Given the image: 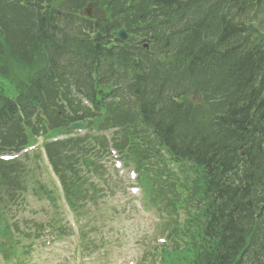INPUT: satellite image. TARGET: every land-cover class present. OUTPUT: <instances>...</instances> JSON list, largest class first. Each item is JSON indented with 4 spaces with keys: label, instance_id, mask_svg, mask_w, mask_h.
Listing matches in <instances>:
<instances>
[{
    "label": "trees",
    "instance_id": "1",
    "mask_svg": "<svg viewBox=\"0 0 264 264\" xmlns=\"http://www.w3.org/2000/svg\"><path fill=\"white\" fill-rule=\"evenodd\" d=\"M104 4L123 11L122 0ZM29 6L49 62L17 85L16 98L0 96V130L67 74L96 108L120 98L158 146L203 178L206 201L186 264H264V243L255 242L264 226V0H142L130 6V22L149 49L112 41L107 19ZM210 79L225 90L217 113L184 99Z\"/></svg>",
    "mask_w": 264,
    "mask_h": 264
},
{
    "label": "rangeland",
    "instance_id": "2",
    "mask_svg": "<svg viewBox=\"0 0 264 264\" xmlns=\"http://www.w3.org/2000/svg\"><path fill=\"white\" fill-rule=\"evenodd\" d=\"M141 1L122 0L123 11L113 15L105 0H0V95L16 97V84L48 65L32 39L30 2L88 15L99 8L110 22L132 31L127 16ZM51 92L61 101L57 85ZM224 98L223 85L210 79L197 82L184 99L217 113ZM40 112L35 107L19 115L0 136V264H181L206 201L200 171L157 151L136 114L118 108L96 117L84 111L90 134L71 133L81 137L78 163L69 137L60 135L46 149V141L67 127L54 114L60 128L50 129ZM71 113L65 110L60 119L67 122ZM22 148L28 149L14 154ZM6 152L14 158H2ZM81 178L83 186L77 185ZM66 192L76 217L66 212ZM141 193L147 210L157 203L164 222L159 228V218L141 210ZM263 235L259 230L255 242Z\"/></svg>",
    "mask_w": 264,
    "mask_h": 264
},
{
    "label": "water",
    "instance_id": "3",
    "mask_svg": "<svg viewBox=\"0 0 264 264\" xmlns=\"http://www.w3.org/2000/svg\"><path fill=\"white\" fill-rule=\"evenodd\" d=\"M98 15H100V12L94 11V16H98ZM111 35L121 41H127L129 39V35L127 34L124 28H121L118 31L112 32ZM96 37H100V34H97ZM78 126H83V124L81 123L73 124L71 127H78Z\"/></svg>",
    "mask_w": 264,
    "mask_h": 264
}]
</instances>
